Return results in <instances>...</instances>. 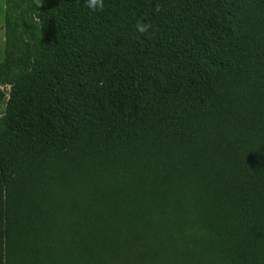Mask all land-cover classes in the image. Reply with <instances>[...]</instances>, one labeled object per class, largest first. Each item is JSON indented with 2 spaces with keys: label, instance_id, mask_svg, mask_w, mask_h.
Segmentation results:
<instances>
[{
  "label": "trees",
  "instance_id": "1",
  "mask_svg": "<svg viewBox=\"0 0 264 264\" xmlns=\"http://www.w3.org/2000/svg\"><path fill=\"white\" fill-rule=\"evenodd\" d=\"M4 30L0 264H264V0H6Z\"/></svg>",
  "mask_w": 264,
  "mask_h": 264
},
{
  "label": "rangeland",
  "instance_id": "2",
  "mask_svg": "<svg viewBox=\"0 0 264 264\" xmlns=\"http://www.w3.org/2000/svg\"><path fill=\"white\" fill-rule=\"evenodd\" d=\"M39 5H43L44 0H36ZM5 18H6V0H0V65L5 59ZM4 87H0V91L4 90ZM6 106L0 105V117L4 114Z\"/></svg>",
  "mask_w": 264,
  "mask_h": 264
},
{
  "label": "clouds",
  "instance_id": "3",
  "mask_svg": "<svg viewBox=\"0 0 264 264\" xmlns=\"http://www.w3.org/2000/svg\"><path fill=\"white\" fill-rule=\"evenodd\" d=\"M85 6L91 9L93 12L97 11L98 9H103L104 7V0H85ZM159 10V9H158ZM151 25H145L142 23H137L135 28L140 33H146Z\"/></svg>",
  "mask_w": 264,
  "mask_h": 264
}]
</instances>
